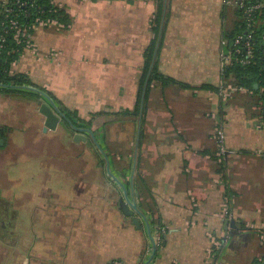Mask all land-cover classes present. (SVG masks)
<instances>
[{"label": "crops", "instance_id": "1", "mask_svg": "<svg viewBox=\"0 0 264 264\" xmlns=\"http://www.w3.org/2000/svg\"><path fill=\"white\" fill-rule=\"evenodd\" d=\"M164 1L158 67L183 84L155 81L140 113L159 0H56L70 23L37 27L36 48L13 63L11 73L33 86L0 89V264L264 261V243L245 228L264 221L263 103L248 90L222 101L204 88L223 84L235 0ZM43 103L74 112L81 129L61 117L46 130ZM219 119L235 151L223 164ZM78 132L87 140L76 141ZM249 156L259 162L261 192L232 173ZM227 219L237 227L226 229Z\"/></svg>", "mask_w": 264, "mask_h": 264}, {"label": "trees", "instance_id": "2", "mask_svg": "<svg viewBox=\"0 0 264 264\" xmlns=\"http://www.w3.org/2000/svg\"><path fill=\"white\" fill-rule=\"evenodd\" d=\"M33 6L30 7L31 17L22 18L21 23L25 25L29 33L33 34L38 25L39 20L50 21L54 20L58 23L68 25L70 23V17L64 7L59 6L55 0H31ZM247 3L263 2L264 0H245ZM165 1L159 0V9L153 21V31L155 37L146 51V65H145V80L143 86H145V97L142 102V95L140 96L139 103L136 110L140 113L145 108L148 93L151 85L155 81H160L164 86L169 84H183L177 81L175 78L163 75L158 67V54L162 45L163 38V15H164ZM237 21L231 29L225 30V39L228 41L227 49L230 48L234 38L244 32L247 28L246 13L243 9L237 7ZM255 25L252 26L254 31V57L250 63H242L237 61V56L234 54L233 62L227 65L223 72L224 80L227 83H232L238 89H245L257 96V98L263 103L264 112V7L262 10L254 14ZM26 49L25 43H16L11 39L9 48L4 53L0 61V89L8 92L20 91L23 93L30 92L27 89L28 86H33L32 82L24 74H12L11 68L14 62H16L24 53ZM204 88L217 89L212 85H205ZM39 95V93H38ZM68 117L72 120V125H76L78 116L74 112H68ZM70 124V123H69ZM71 125V124H70ZM228 198L232 199L230 190L227 191Z\"/></svg>", "mask_w": 264, "mask_h": 264}, {"label": "built area", "instance_id": "3", "mask_svg": "<svg viewBox=\"0 0 264 264\" xmlns=\"http://www.w3.org/2000/svg\"><path fill=\"white\" fill-rule=\"evenodd\" d=\"M231 1H227V3ZM234 4L236 7H239L244 10L246 13L247 19V28L244 32L238 34L230 48L228 47L227 51L222 56V76L224 69L227 65L233 62L234 54L237 56L236 60L241 61L242 63H250L254 57V31L252 26L255 25L254 14L262 10L264 7L263 2H255V3H247L245 0H235ZM33 6L31 0H0V61L9 48L11 39L14 40L16 43H25V47L27 48H36V45L33 42V34L29 33L27 27L21 23L22 18L31 17L30 7ZM57 25H64L63 23H58L57 21L50 20V21H41L39 20V26H46L51 24ZM263 44H264V36H263ZM226 45L228 41L225 39L223 41ZM239 90L245 89H238L232 83H227L223 77V84L219 89V96L222 101L228 100L232 93ZM214 138L217 146V150L215 153L217 161L219 163H226L229 160V157L234 154V150L230 149L227 145V132H226V125L223 120H217L215 130H214ZM224 173L226 171L224 170ZM230 204V199L227 198L225 205L223 206L224 215L226 218H231L232 215L229 211L228 205ZM264 212V211H263ZM245 228H249L257 233L261 242L264 243V221L260 224H252L251 226H246ZM162 234L163 230L159 229L158 232L152 237L153 246L157 248L162 244ZM227 234L222 235V239H226ZM220 240V239H219ZM218 239H214L215 249L222 245ZM211 252V257H214L216 254ZM109 264H125L121 260H113ZM210 264H223L220 261H214ZM260 264H264V261H261Z\"/></svg>", "mask_w": 264, "mask_h": 264}, {"label": "water", "instance_id": "4", "mask_svg": "<svg viewBox=\"0 0 264 264\" xmlns=\"http://www.w3.org/2000/svg\"><path fill=\"white\" fill-rule=\"evenodd\" d=\"M37 90V89H34ZM39 91V90H37ZM42 92V91H41ZM43 93V92H42ZM45 94V93H44ZM47 96V94H45ZM48 97V96H47ZM51 99V98H50ZM40 111L43 115L46 116V130L47 129H56L60 118L64 117L66 120H68L67 116L61 112L58 108H52L51 106H49L46 103H43L40 107ZM72 125V124H71ZM75 129L80 130L81 128H78L77 126L73 125ZM94 135V134H93ZM74 139L76 141L79 140H87V137L83 134H81L80 132L76 133V135L74 136ZM120 207L127 213V215L129 216H134V212L129 208V206L126 205L125 201L122 199L120 201ZM133 208L135 210H137L138 212L140 211L137 206H133ZM134 222L139 225V221L137 219L134 220ZM229 226L232 227H237L236 222L235 221H229L228 219L225 222V228L228 229Z\"/></svg>", "mask_w": 264, "mask_h": 264}, {"label": "rangeland", "instance_id": "5", "mask_svg": "<svg viewBox=\"0 0 264 264\" xmlns=\"http://www.w3.org/2000/svg\"><path fill=\"white\" fill-rule=\"evenodd\" d=\"M67 118H68L67 121L72 123V120L69 117H67ZM99 148H100V145H99ZM247 160L250 163L249 166H247L246 168L245 167H239L240 169H238V170L236 167L235 168L236 170L234 171V169H233L232 173H233V175H235L238 178L239 181H241L243 183H247L248 185H250L251 188H253V191H255L256 188H259V190L261 192V190H262L261 185H260L261 184L260 183V180H261L260 175L261 174H260V172L259 173L257 172V168H259V166H258L259 162L256 160L255 157H251V156H249V159H247Z\"/></svg>", "mask_w": 264, "mask_h": 264}]
</instances>
